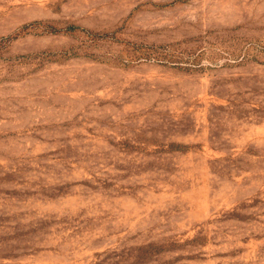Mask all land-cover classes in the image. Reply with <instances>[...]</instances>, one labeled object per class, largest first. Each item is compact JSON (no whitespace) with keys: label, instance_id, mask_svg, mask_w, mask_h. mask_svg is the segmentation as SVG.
Masks as SVG:
<instances>
[{"label":"rangeland","instance_id":"obj_1","mask_svg":"<svg viewBox=\"0 0 264 264\" xmlns=\"http://www.w3.org/2000/svg\"><path fill=\"white\" fill-rule=\"evenodd\" d=\"M0 264H264V0H0Z\"/></svg>","mask_w":264,"mask_h":264}]
</instances>
